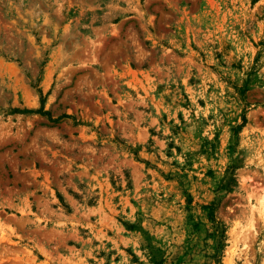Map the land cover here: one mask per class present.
Listing matches in <instances>:
<instances>
[{
    "label": "rangeland",
    "instance_id": "1",
    "mask_svg": "<svg viewBox=\"0 0 264 264\" xmlns=\"http://www.w3.org/2000/svg\"><path fill=\"white\" fill-rule=\"evenodd\" d=\"M0 264H264V0H0Z\"/></svg>",
    "mask_w": 264,
    "mask_h": 264
},
{
    "label": "trees",
    "instance_id": "2",
    "mask_svg": "<svg viewBox=\"0 0 264 264\" xmlns=\"http://www.w3.org/2000/svg\"><path fill=\"white\" fill-rule=\"evenodd\" d=\"M42 103H44V99L42 100ZM18 111L19 112H28V113H33V112H42L43 114H48V111H45L44 109H43V107L41 108V109H39V110H33V109H18ZM211 218H212V220H214L215 222H217V220L215 219V216H214V214H212L211 215Z\"/></svg>",
    "mask_w": 264,
    "mask_h": 264
}]
</instances>
